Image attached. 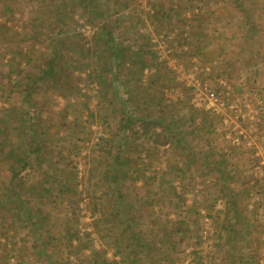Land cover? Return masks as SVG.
I'll list each match as a JSON object with an SVG mask.
<instances>
[{
	"label": "rangeland",
	"instance_id": "rangeland-1",
	"mask_svg": "<svg viewBox=\"0 0 264 264\" xmlns=\"http://www.w3.org/2000/svg\"><path fill=\"white\" fill-rule=\"evenodd\" d=\"M0 81V264H264V0H0Z\"/></svg>",
	"mask_w": 264,
	"mask_h": 264
},
{
	"label": "trees",
	"instance_id": "trees-1",
	"mask_svg": "<svg viewBox=\"0 0 264 264\" xmlns=\"http://www.w3.org/2000/svg\"><path fill=\"white\" fill-rule=\"evenodd\" d=\"M110 1V0H109ZM64 2V1H62ZM94 3V0H88V5H92ZM68 3H62L60 4L62 6V8L64 9V11L66 10V7ZM59 6V3H58ZM92 9V10H91ZM56 13H57V17L60 18V20H64V16L66 17L65 13H59V7H56L55 9ZM90 10L93 13V16H99V14H105V11H102V9L99 8H92L90 7ZM90 11V12H91ZM50 20V19H49ZM110 25L109 23H104L103 25H101L100 28V39L104 44V50H103V54L102 56H105V58L108 60V62H113L116 60V65L121 66V64L123 63L124 60V47L123 45L119 42V41H115L114 36L112 34V30L109 29ZM111 28V27H110ZM55 62H56V58L55 57H51L49 58V60L47 61V64L45 67L40 68V70H38V72L33 73L32 74V78H31V84H36L44 79H46L47 77L53 76L54 78H57V72L55 71ZM141 64V69H143L146 66V63L144 62H140ZM58 79V78H57ZM1 82V81H0ZM31 84L28 86L23 87L20 91H21V98L24 99L25 101H29V96L31 94V89L32 86ZM5 84H0V86H3ZM149 123H144V132H147V129H149V126H151ZM36 150H38L36 147L32 148V153L36 152ZM11 150L5 153L4 157L2 158V160L5 161L6 163V167L8 168L9 172H10V181L7 184V187L9 189V195H11L10 198H8L9 196H7L8 194H6V198L4 200H0V208L1 209H5V211L8 213L9 216H6L2 213V211L0 212V222L2 223L1 228L3 231V226H5V224L9 221V223L11 222V224H15L18 221H26L27 223H31L33 227H36L39 223L37 222V219L32 216L31 210L28 207L23 208V211H20L18 209V207L14 204H20L23 205V202L20 199L19 193H18V185L17 184V180L20 177V173H21V169H25V167L27 165H29V161L26 159L25 157H28L27 155L23 156L18 154L15 155V157H12V155H10ZM30 153V152H28ZM31 154V153H30ZM20 183V182H19ZM8 200H10V203L8 202ZM7 203H9L10 205H6ZM27 214V220L23 218V215ZM196 214L198 215V212L196 211ZM29 216V217H28ZM199 222H202V219L199 218ZM12 231H14V226ZM6 235V237H5ZM3 236L5 239L10 240V236L3 233ZM43 239V238H42ZM40 238V240L38 241L39 243L43 240ZM37 242V243H38ZM41 252V251H40ZM41 255H44V252L40 253Z\"/></svg>",
	"mask_w": 264,
	"mask_h": 264
},
{
	"label": "built area",
	"instance_id": "built-area-1",
	"mask_svg": "<svg viewBox=\"0 0 264 264\" xmlns=\"http://www.w3.org/2000/svg\"><path fill=\"white\" fill-rule=\"evenodd\" d=\"M204 102L209 107L216 109L219 105H223L225 94L217 93L215 90H208L205 94Z\"/></svg>",
	"mask_w": 264,
	"mask_h": 264
}]
</instances>
